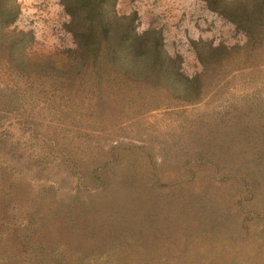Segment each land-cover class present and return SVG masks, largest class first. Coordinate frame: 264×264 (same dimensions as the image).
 Masks as SVG:
<instances>
[{"label": "trees", "instance_id": "16d2710c", "mask_svg": "<svg viewBox=\"0 0 264 264\" xmlns=\"http://www.w3.org/2000/svg\"><path fill=\"white\" fill-rule=\"evenodd\" d=\"M202 1L243 39L189 38L188 73L118 0H57L49 47L0 0V264L264 254V0Z\"/></svg>", "mask_w": 264, "mask_h": 264}, {"label": "rangeland", "instance_id": "374dc122", "mask_svg": "<svg viewBox=\"0 0 264 264\" xmlns=\"http://www.w3.org/2000/svg\"><path fill=\"white\" fill-rule=\"evenodd\" d=\"M18 1L20 11L14 22L16 26L31 28L45 47L69 43V35L62 29L66 15L57 0ZM117 7L120 11L134 9L139 28L159 27L165 49L169 53L178 52L182 55V67L188 73L197 68L189 38H208L214 42L226 43L243 39L231 23L207 9L202 0H118ZM145 118L157 125L167 122V117L156 111L149 112ZM0 161L2 162V155ZM48 182L55 183L52 177ZM238 245L244 246L242 242ZM235 259L237 264H264V254L256 248L240 250Z\"/></svg>", "mask_w": 264, "mask_h": 264}]
</instances>
